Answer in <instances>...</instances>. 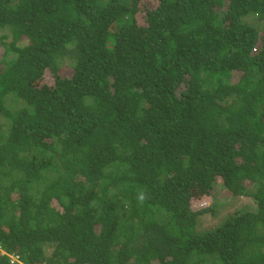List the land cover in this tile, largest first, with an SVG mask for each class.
<instances>
[{"label":"trees","instance_id":"trees-1","mask_svg":"<svg viewBox=\"0 0 264 264\" xmlns=\"http://www.w3.org/2000/svg\"><path fill=\"white\" fill-rule=\"evenodd\" d=\"M0 48V264H264V0H0Z\"/></svg>","mask_w":264,"mask_h":264},{"label":"rangeland","instance_id":"rangeland-1","mask_svg":"<svg viewBox=\"0 0 264 264\" xmlns=\"http://www.w3.org/2000/svg\"><path fill=\"white\" fill-rule=\"evenodd\" d=\"M26 42H27V39L22 38L19 40L18 44L23 45ZM1 52H2V48H0V55H1ZM69 72H70L69 69L64 70V73H66V74H68ZM48 75L49 74L46 73L42 77V80L45 81L46 79H49ZM219 186L223 187L220 178L217 179L216 187L214 190V199H216L217 201H219V200L221 201L220 203L216 204V209H217L218 213L216 215H209V212H208V213L200 214L198 217V221H201V223H203L202 226L205 228H208V227L212 226L213 224H215L217 221L216 219L219 216L226 215V214L233 212V210L237 206H240L241 200L243 198L241 196L230 197L229 193H227L226 190L219 188ZM211 201H212L211 197L209 198V197L205 196V197L194 199L192 201V203H193V206L195 208L196 207L200 208V207L208 205Z\"/></svg>","mask_w":264,"mask_h":264},{"label":"clouds","instance_id":"clouds-1","mask_svg":"<svg viewBox=\"0 0 264 264\" xmlns=\"http://www.w3.org/2000/svg\"><path fill=\"white\" fill-rule=\"evenodd\" d=\"M140 198L143 199V196L141 195ZM9 257L12 258L13 261L16 260V259H15L16 257H15L13 254H9Z\"/></svg>","mask_w":264,"mask_h":264}]
</instances>
